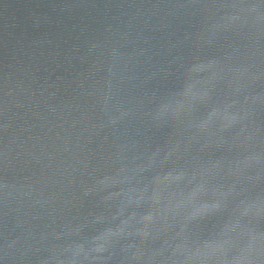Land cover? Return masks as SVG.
<instances>
[{"label":"water","instance_id":"1","mask_svg":"<svg viewBox=\"0 0 264 264\" xmlns=\"http://www.w3.org/2000/svg\"><path fill=\"white\" fill-rule=\"evenodd\" d=\"M0 264H264V0H0Z\"/></svg>","mask_w":264,"mask_h":264}]
</instances>
